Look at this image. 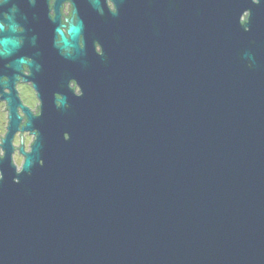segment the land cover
<instances>
[{"label":"water","instance_id":"95a60500","mask_svg":"<svg viewBox=\"0 0 264 264\" xmlns=\"http://www.w3.org/2000/svg\"><path fill=\"white\" fill-rule=\"evenodd\" d=\"M94 2L102 52L37 73V115L4 83L0 264H264V0Z\"/></svg>","mask_w":264,"mask_h":264},{"label":"flooded vegetation","instance_id":"af4514ba","mask_svg":"<svg viewBox=\"0 0 264 264\" xmlns=\"http://www.w3.org/2000/svg\"><path fill=\"white\" fill-rule=\"evenodd\" d=\"M105 6V16H116L118 12L117 4H127L129 6L134 0H98ZM138 5L141 0H136ZM161 1V0H159ZM167 5L173 4L174 0H165ZM96 4L94 0H0V39L9 38L13 45L6 47L7 52L0 53V122L4 118V137L8 125V107L2 93L8 94L10 89L4 83H11L15 91L16 98L20 104L27 108L32 115L39 112V99L33 87L32 79L37 73H43L49 63L55 65L78 64L82 52L99 54L102 52V44L97 36L90 32L91 18L85 11H93L91 5ZM138 12V6H137ZM85 12V13H84ZM88 16H87V15ZM246 14L243 15V18ZM82 20L83 30L71 41L72 46L61 48L59 35L55 28H59L65 37L68 23ZM107 23L112 21L106 20ZM111 27V26H110ZM2 46L0 45V52ZM68 55V56H67ZM73 88L75 94L80 92L79 86L74 78L68 79V84ZM17 106L16 112L20 117L19 126L27 120L22 106ZM1 129V128H0ZM33 140V135L29 131L17 129L12 145L14 147L12 158L21 157L19 147L23 145L27 151ZM1 143V141H0ZM3 154L0 147V156ZM15 163V162H14Z\"/></svg>","mask_w":264,"mask_h":264},{"label":"rangeland","instance_id":"374dc122","mask_svg":"<svg viewBox=\"0 0 264 264\" xmlns=\"http://www.w3.org/2000/svg\"><path fill=\"white\" fill-rule=\"evenodd\" d=\"M3 124H4V118H2L1 119V122H0V136L2 135V133H3ZM21 157H19V156H14V162H15V164L17 165V167L19 168L20 167V165H21Z\"/></svg>","mask_w":264,"mask_h":264}]
</instances>
